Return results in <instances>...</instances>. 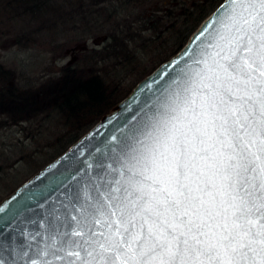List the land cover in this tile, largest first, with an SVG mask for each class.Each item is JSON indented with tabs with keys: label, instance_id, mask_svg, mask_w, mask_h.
Returning <instances> with one entry per match:
<instances>
[{
	"label": "snow or ice",
	"instance_id": "snow-or-ice-1",
	"mask_svg": "<svg viewBox=\"0 0 264 264\" xmlns=\"http://www.w3.org/2000/svg\"><path fill=\"white\" fill-rule=\"evenodd\" d=\"M229 2L197 88L175 93L184 118L136 139L75 208L69 264H264V0Z\"/></svg>",
	"mask_w": 264,
	"mask_h": 264
},
{
	"label": "water",
	"instance_id": "water-1",
	"mask_svg": "<svg viewBox=\"0 0 264 264\" xmlns=\"http://www.w3.org/2000/svg\"><path fill=\"white\" fill-rule=\"evenodd\" d=\"M229 10V0H222L175 53L139 79L62 152L0 199V264H69L72 258L57 249L63 244L70 250L63 233L71 232L67 225L75 227L72 216L79 219L75 208L89 197L94 201L98 185L120 178L128 147H138L136 139L151 144L145 139L147 133H155L161 122L173 116L184 118L179 109L189 94L175 93L183 87L197 88V73L205 67L202 61L215 51L209 47L214 42L211 38L223 31ZM202 30L204 35L195 39ZM56 255L64 259L57 260Z\"/></svg>",
	"mask_w": 264,
	"mask_h": 264
},
{
	"label": "rangeland",
	"instance_id": "rangeland-1",
	"mask_svg": "<svg viewBox=\"0 0 264 264\" xmlns=\"http://www.w3.org/2000/svg\"><path fill=\"white\" fill-rule=\"evenodd\" d=\"M63 1H55L57 11L48 17L34 13L20 15L13 11L11 5L0 0V88L15 83L19 86L55 83L68 70L66 67H75L84 77L95 74L97 70H101L102 74L108 71L111 74V69L114 68V75H110V80L122 81L123 85L134 83L130 88L124 86L129 91L139 79L151 71L147 55L143 56L141 49L132 51L135 53L134 58L130 56L132 61L140 58V64L136 66L128 61L129 57L118 62L120 53L102 60L95 56L94 51L103 46L106 32L120 36L117 32L120 29L124 31L121 21L126 18L137 20L130 21L133 29H129L132 33L130 38L133 39L129 46H137L141 42L140 35L146 37L149 34L147 25L153 23L154 8L166 6L170 0H146L141 5L130 3L126 8L118 7L111 13L112 5L109 3L105 8V16H100L105 4H97L95 8H101L95 9L96 12L92 9L94 7L83 6L77 14L79 1L74 2V11L67 8L69 5L63 6ZM112 4L118 6L119 1L114 0ZM83 9L90 14L85 11L82 13ZM63 127L56 113L44 111L36 119L23 125L0 127V197L52 159L47 155L50 147L46 145L34 150V141L38 138L45 140L47 133L51 136L52 132H61ZM36 133L39 135L32 136ZM22 137L25 138V148L21 153L19 148L22 144L19 139Z\"/></svg>",
	"mask_w": 264,
	"mask_h": 264
},
{
	"label": "trees",
	"instance_id": "trees-1",
	"mask_svg": "<svg viewBox=\"0 0 264 264\" xmlns=\"http://www.w3.org/2000/svg\"><path fill=\"white\" fill-rule=\"evenodd\" d=\"M1 1L4 4L8 3L9 6L11 5L13 11L20 15L34 13L35 15L43 14L50 17L49 15L56 13L58 8L55 6V1L57 2L58 0ZM77 1L80 2L77 14L81 12L80 9L83 6L94 7L92 9L95 11V9L99 10L101 8H95L97 4H105L100 16L106 15L105 8L109 3L112 5L110 13L114 12L118 7L126 8L130 3H139V5L146 3V0H117L119 4L116 6L112 4L114 0H64L63 6L69 5L67 8H72V11L74 8L72 6ZM220 1L170 0L168 5L154 8L155 11L152 14L153 23L147 25L149 29L148 36L140 35L141 42L137 46H131L133 49L129 46L130 42L133 41L130 38L132 33L129 29H133L130 21L136 22L137 20L122 19L123 25L121 28L124 31L122 29L118 30L117 33L120 36L112 32H106L105 39L102 42L103 46L95 50L94 54L102 58V60H106L109 55L120 53L118 62L124 61L129 57L128 61L136 66L140 64V58L132 61L130 56L134 58L135 53L132 51L141 49L142 55H147L148 65L151 66L150 69L152 70L158 63L168 58L182 46L188 35ZM84 11L83 9L82 13ZM85 12L90 14L89 11ZM154 61H157V63L154 64ZM66 68L68 70L61 76V79L55 82L56 84L43 82L37 86H19L15 83L0 88V127L16 124L23 125L36 119L38 114L43 111L56 113L60 117L61 124L63 123L64 125L61 132H52V137L47 133L48 136L47 134L45 135L47 136L45 140L38 138L34 141L36 143V146H33L34 150L46 145L50 147V153L47 154L49 158H53L62 152L90 127L102 113L108 111L120 100L128 92V88L134 84L131 82L123 85L122 81L110 80V75H114V68L111 69V74H109V71L102 74L101 70H97L95 74L91 73L85 77L75 67ZM126 85L129 87L124 88ZM23 131L24 128L21 129V132ZM24 139V137L19 139L22 144L19 148L21 153L25 148V145H23Z\"/></svg>",
	"mask_w": 264,
	"mask_h": 264
}]
</instances>
